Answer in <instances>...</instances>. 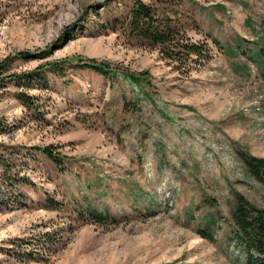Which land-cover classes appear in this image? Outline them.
I'll return each instance as SVG.
<instances>
[{
	"label": "rangeland",
	"instance_id": "rangeland-1",
	"mask_svg": "<svg viewBox=\"0 0 264 264\" xmlns=\"http://www.w3.org/2000/svg\"><path fill=\"white\" fill-rule=\"evenodd\" d=\"M169 1L210 56L188 73L129 35L132 0H0V264H247L232 218L264 215L244 164L264 157V0Z\"/></svg>",
	"mask_w": 264,
	"mask_h": 264
},
{
	"label": "trees",
	"instance_id": "trees-1",
	"mask_svg": "<svg viewBox=\"0 0 264 264\" xmlns=\"http://www.w3.org/2000/svg\"><path fill=\"white\" fill-rule=\"evenodd\" d=\"M170 2L169 0H164L163 2L159 0L155 3H146L143 0H132L130 11L125 19V25L129 35L139 40H145L151 47L157 49L169 63L174 62L173 67L176 70L188 73L190 71L189 68L192 67V62L207 61L210 56L207 47L190 41L189 37L183 32L184 30L179 26L178 20L172 18L171 11L166 9ZM161 3H164V5H160ZM28 53L30 52L20 51L19 56L26 57ZM37 56L44 57V52ZM5 63L6 58L0 62V75L5 68ZM80 63L83 66L93 68L99 73L108 71L105 62L87 59L83 62H77L78 65ZM48 69L50 72L63 74L64 66L60 65L59 62H50ZM39 71H42V69ZM18 98L22 100L24 105L30 106V96L19 93ZM43 150V153L47 155L50 161L55 164L61 163L57 155L53 154L49 149L44 148ZM244 164L254 177L264 181V157L248 158V156H245ZM253 213L256 216H253ZM232 219L239 235L247 243L246 253H248L249 259L246 263L264 264V215L259 209L258 212H254L252 207L243 201L234 210ZM199 233L202 237L210 238L203 229L199 230ZM250 249L258 252L262 257L253 258L249 253Z\"/></svg>",
	"mask_w": 264,
	"mask_h": 264
}]
</instances>
